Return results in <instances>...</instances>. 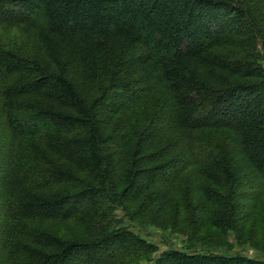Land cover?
<instances>
[{
	"label": "trees",
	"instance_id": "obj_1",
	"mask_svg": "<svg viewBox=\"0 0 264 264\" xmlns=\"http://www.w3.org/2000/svg\"><path fill=\"white\" fill-rule=\"evenodd\" d=\"M0 24L41 49L0 47L1 264H264L154 257L117 216L264 243V0H0Z\"/></svg>",
	"mask_w": 264,
	"mask_h": 264
},
{
	"label": "rangeland",
	"instance_id": "obj_2",
	"mask_svg": "<svg viewBox=\"0 0 264 264\" xmlns=\"http://www.w3.org/2000/svg\"><path fill=\"white\" fill-rule=\"evenodd\" d=\"M0 47L3 49L39 54L41 49L34 38L24 33L22 28L6 26L0 24ZM4 80L0 79V90L4 85ZM4 194L0 191V204ZM137 214V209L132 210V214ZM119 219H123V223L127 224L131 230L139 234L142 238L157 245L159 251L154 257L160 253L177 249L182 251L200 250L205 245H210L213 252L223 253L227 255H245L252 258L264 259V243L262 240H253L250 237L251 232L244 237L235 233L221 234L218 230L203 229L202 231L191 229L184 220L180 212L167 213L166 210H160L158 216V224H153V219L147 217L144 221L141 218H126L122 211L117 213ZM157 216V215H156ZM182 217V218H181ZM30 226L36 230L46 231L53 235L63 238L76 239H92L95 233L86 231L82 226L74 222H58V221H31ZM200 225V224H199ZM194 228L200 227L197 224H191ZM251 230V229H250ZM195 245V246H194ZM5 256L3 255V258ZM1 258L0 264L3 262ZM141 264H149L142 262Z\"/></svg>",
	"mask_w": 264,
	"mask_h": 264
}]
</instances>
